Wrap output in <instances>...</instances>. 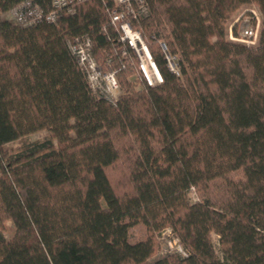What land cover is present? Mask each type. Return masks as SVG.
Masks as SVG:
<instances>
[{
	"label": "trees",
	"instance_id": "16d2710c",
	"mask_svg": "<svg viewBox=\"0 0 264 264\" xmlns=\"http://www.w3.org/2000/svg\"><path fill=\"white\" fill-rule=\"evenodd\" d=\"M146 1L129 24L152 84L112 0L24 27L0 17V264H264V0ZM248 3L255 43L225 38ZM76 36L114 71L115 101L89 88L67 47ZM165 228L183 255L155 254Z\"/></svg>",
	"mask_w": 264,
	"mask_h": 264
},
{
	"label": "built area",
	"instance_id": "2783aa9c",
	"mask_svg": "<svg viewBox=\"0 0 264 264\" xmlns=\"http://www.w3.org/2000/svg\"><path fill=\"white\" fill-rule=\"evenodd\" d=\"M82 0H48V7L45 8L37 0H21L19 3L11 7L7 12L13 18L14 22L19 26H30L38 22H54L60 13L64 11L66 13H72L76 2ZM115 7L111 11V20L119 24V29L122 32L121 39L126 40L127 43L133 47L138 53V46L141 50H145L147 57L151 59V56L147 50L146 45L142 42L139 32L131 28L129 24V18H137L144 16L148 12L146 0H112ZM253 24L246 26L240 33V35H234L230 33V37L234 40H238L245 44H254L259 30L260 19L258 16H254ZM132 32L138 35V42L134 45L127 35ZM161 46L165 48L164 44ZM67 47L74 57L77 66L84 72L89 88L96 94L102 95L104 98L115 101L118 94V84L115 78V73L110 67L103 69L94 59L92 55L91 40L87 36H76L67 41ZM141 50V53L143 54ZM124 53V52H123ZM165 57L168 61V66L174 72L177 71L172 57L166 52ZM139 68L146 79L148 84L159 82L161 80L159 72L155 69V64L151 59V63L155 69L156 77L148 71L146 63L143 62L141 56L139 57ZM167 229L171 232L170 229ZM173 243H177V238L173 240Z\"/></svg>",
	"mask_w": 264,
	"mask_h": 264
},
{
	"label": "rangeland",
	"instance_id": "374dc122",
	"mask_svg": "<svg viewBox=\"0 0 264 264\" xmlns=\"http://www.w3.org/2000/svg\"><path fill=\"white\" fill-rule=\"evenodd\" d=\"M254 16H258L260 19V13L258 10V7L255 3H248V4H243L240 7H238L235 11H233L230 16L226 19L225 22V38L229 40H234L233 38L230 37V33L232 36L234 35H240L241 31L248 25L253 24L254 22ZM0 17L10 19L11 21H14L13 18L9 15V13L6 12H0ZM238 41V40H235ZM135 51V50H134ZM136 56L138 61L140 60L138 58L142 56L143 54L141 53V50L138 46V53L135 51ZM144 62V61H143ZM145 63V62H144ZM148 71H150L149 66L146 64ZM133 78V77H131ZM118 93H120V90L118 88ZM118 95V94H117ZM48 134V131L45 129L38 130L35 132H32L27 135L28 139H38L41 138L42 136ZM18 140L12 141L9 144H7L5 147H14L18 144ZM190 198L191 200H198V196L194 190V188H191L190 192ZM11 226L10 221H7L6 227L4 229V233L6 236L9 235L10 229L9 227ZM169 229V228H168ZM156 238L159 240L158 242V247L157 251L155 254H161L166 251H173L176 252L180 255L184 254V251L182 249V246L179 244L177 241L176 244L173 243V240H175V235L173 232H169L167 229H162L159 233H157Z\"/></svg>",
	"mask_w": 264,
	"mask_h": 264
},
{
	"label": "bare ground",
	"instance_id": "6f19581e",
	"mask_svg": "<svg viewBox=\"0 0 264 264\" xmlns=\"http://www.w3.org/2000/svg\"><path fill=\"white\" fill-rule=\"evenodd\" d=\"M127 35L131 39L132 43L134 45H136V43L138 42V39H139L138 35H136V33H132V32L127 33ZM141 50L143 51V48H141ZM141 59L149 66L151 73L156 77V72H155V69L151 63V59H149L147 57L145 50L143 51V55L141 56Z\"/></svg>",
	"mask_w": 264,
	"mask_h": 264
},
{
	"label": "water",
	"instance_id": "95a60500",
	"mask_svg": "<svg viewBox=\"0 0 264 264\" xmlns=\"http://www.w3.org/2000/svg\"><path fill=\"white\" fill-rule=\"evenodd\" d=\"M155 69H156V71L158 72V70H157L156 66H155Z\"/></svg>",
	"mask_w": 264,
	"mask_h": 264
}]
</instances>
